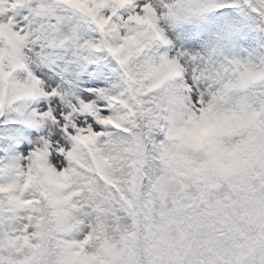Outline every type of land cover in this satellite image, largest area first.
Returning <instances> with one entry per match:
<instances>
[{
  "label": "snow or ice",
  "instance_id": "snow-or-ice-1",
  "mask_svg": "<svg viewBox=\"0 0 264 264\" xmlns=\"http://www.w3.org/2000/svg\"><path fill=\"white\" fill-rule=\"evenodd\" d=\"M0 264H264V0H0Z\"/></svg>",
  "mask_w": 264,
  "mask_h": 264
}]
</instances>
